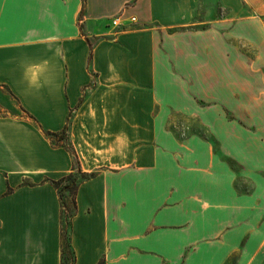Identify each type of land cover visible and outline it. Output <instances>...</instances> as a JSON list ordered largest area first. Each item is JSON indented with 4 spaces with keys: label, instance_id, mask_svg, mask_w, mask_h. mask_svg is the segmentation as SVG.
Instances as JSON below:
<instances>
[{
    "label": "crops",
    "instance_id": "0c3cea01",
    "mask_svg": "<svg viewBox=\"0 0 264 264\" xmlns=\"http://www.w3.org/2000/svg\"><path fill=\"white\" fill-rule=\"evenodd\" d=\"M3 13L0 264H62L50 180L75 158L93 174L67 226L73 264H264L262 226L245 228L260 207L231 198L210 141L174 128L204 113L221 153H257L196 100L230 96L208 0H4ZM65 125L70 151L47 135Z\"/></svg>",
    "mask_w": 264,
    "mask_h": 264
},
{
    "label": "rangeland",
    "instance_id": "374dc122",
    "mask_svg": "<svg viewBox=\"0 0 264 264\" xmlns=\"http://www.w3.org/2000/svg\"><path fill=\"white\" fill-rule=\"evenodd\" d=\"M208 3L213 7L215 18L225 19L220 25L214 22L213 34L218 39L215 48L223 47L226 51L227 47L230 72L220 81L224 79L227 83L230 96L226 104L217 97L208 103L196 100L202 106L212 105L215 118L218 112L220 118L230 122L224 129H228L226 134L231 140L244 138L257 153L248 151L236 157L233 141L227 147L229 152L221 153L219 142L205 124L204 113L199 112L192 121L183 120L174 128L183 140L193 135L210 141L220 163L226 165L231 198L246 199L260 207V219L247 220L245 228L253 230L262 226L264 230V0H208ZM246 208L254 209L248 205ZM236 257L231 255L230 264Z\"/></svg>",
    "mask_w": 264,
    "mask_h": 264
},
{
    "label": "trees",
    "instance_id": "16d2710c",
    "mask_svg": "<svg viewBox=\"0 0 264 264\" xmlns=\"http://www.w3.org/2000/svg\"><path fill=\"white\" fill-rule=\"evenodd\" d=\"M65 131H66V125L60 132V135L59 133H51V132H48L47 135L49 137L58 136L59 137L58 140L62 141L61 144L65 148H67V150L70 151V149H68V147L66 146V143H64ZM92 174L93 173H86L81 171L78 161L75 158V165L71 172L67 173L66 175L58 179L50 180L51 184L55 187L58 193L61 204V239H62V252L64 255L62 264H73L74 262V255L69 246V236L67 232V226L70 224L71 217L75 210V191L78 183L81 180L88 178ZM70 209H71L70 214H68ZM65 257L67 258L66 261H65Z\"/></svg>",
    "mask_w": 264,
    "mask_h": 264
},
{
    "label": "snow or ice",
    "instance_id": "6c2138e0",
    "mask_svg": "<svg viewBox=\"0 0 264 264\" xmlns=\"http://www.w3.org/2000/svg\"><path fill=\"white\" fill-rule=\"evenodd\" d=\"M4 0H0V4H3ZM12 3V0H9ZM10 23V19L7 13L0 14V29L6 27Z\"/></svg>",
    "mask_w": 264,
    "mask_h": 264
},
{
    "label": "built area",
    "instance_id": "2783aa9c",
    "mask_svg": "<svg viewBox=\"0 0 264 264\" xmlns=\"http://www.w3.org/2000/svg\"><path fill=\"white\" fill-rule=\"evenodd\" d=\"M130 20H131V21H134L135 18H134V17H131ZM111 23H112V25H115V26L118 25V24H120V19H119V17H114V18L111 20Z\"/></svg>",
    "mask_w": 264,
    "mask_h": 264
},
{
    "label": "clouds",
    "instance_id": "9594fccd",
    "mask_svg": "<svg viewBox=\"0 0 264 264\" xmlns=\"http://www.w3.org/2000/svg\"><path fill=\"white\" fill-rule=\"evenodd\" d=\"M26 78H27V74H26ZM29 82H30V84H31V83H34V81H32V80H29Z\"/></svg>",
    "mask_w": 264,
    "mask_h": 264
}]
</instances>
